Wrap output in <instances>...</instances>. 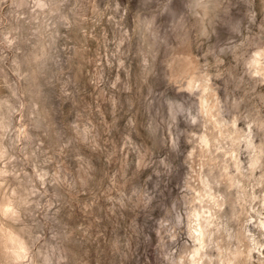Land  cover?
<instances>
[{"label":"rangeland","instance_id":"374dc122","mask_svg":"<svg viewBox=\"0 0 264 264\" xmlns=\"http://www.w3.org/2000/svg\"><path fill=\"white\" fill-rule=\"evenodd\" d=\"M262 221L264 0H0V264H259Z\"/></svg>","mask_w":264,"mask_h":264},{"label":"bare ground","instance_id":"6f19581e","mask_svg":"<svg viewBox=\"0 0 264 264\" xmlns=\"http://www.w3.org/2000/svg\"><path fill=\"white\" fill-rule=\"evenodd\" d=\"M206 142V141H205ZM211 190V189H210ZM209 190V191H210ZM208 195L213 199V201L216 203V204H220L218 201L219 200H217L216 199V197L214 196V193L213 194H211V191L208 193ZM207 195V196H208ZM210 199V198H209ZM211 199V200H212ZM211 204H212V202H211ZM212 205H214V204H212ZM211 205V206H212ZM219 206H221V205H219ZM215 207V206H214ZM215 208H217L218 209V207H215ZM213 209V208H212ZM219 209H220V207H219ZM209 210V209H208ZM212 212H213V210H212ZM209 215L205 218V220H203V221H200V216H199V221H197L196 222V224H197V226H198V228L196 229V232H197V234H195L194 233V235H193V237H195L196 238V240L195 241H198V244H197V246L195 247V250H194V254L196 255V258H199L198 256H200L201 254H205V252L204 253H201L200 254V249L202 248V247H204L203 246V244H204V242H205V238L209 235V232H210V230L208 229L209 227H210V221H211V218L213 217V216H215L214 214L212 215L210 212L208 213ZM199 215V214H198ZM217 217V216H216ZM216 217L214 218H212L213 219V222H215L214 220L216 219ZM219 217V216H218ZM197 219V220H198ZM201 220H202V218H201ZM195 224V225H196ZM212 224H214V223H212ZM261 225L264 227V221H262L261 222ZM209 226V227H208ZM216 226V225H215ZM219 225L217 224V227H218ZM196 227V226H195ZM194 227V228H195ZM213 228V227H212ZM215 229V228H214ZM218 229V228H217ZM216 229V230H217ZM212 231H214V230H212ZM216 232V231H215ZM212 233V232H211ZM213 234V233H212ZM212 234H210V237L212 238ZM212 235V236H211ZM210 238V239H211ZM209 239V236H208V241L210 240ZM213 239V238H212ZM251 239V238H250ZM254 239V238H253ZM211 241V240H210ZM251 241V240H250ZM253 241V240H252ZM250 245V244H249ZM248 247V246H247ZM203 249V248H202ZM245 249V248H244ZM219 250V249H218ZM222 252V251H221ZM222 255H223V252H222ZM264 255V254H263ZM201 256H203V255H201ZM225 256V255H224ZM251 252H250V250H248V248H247V250H245V251H241V250H239V249H236V251H235V253H233V257H228V255L226 256L227 258H222L223 256H221L220 258L222 259V260H224V263L222 262V264H234L235 262L237 263V262H239V261H244V260H249L250 258H251ZM261 256H262V254H261ZM204 257V256H203ZM203 257L201 258H199V259H202L203 260ZM194 260H195V257H194ZM221 261V260H220ZM193 262V261H192ZM210 263V262H209ZM208 263V264H209ZM221 263V262H220ZM194 264H199L198 263V260L196 259L195 261H194ZM259 264H264V257L262 258V259H259Z\"/></svg>","mask_w":264,"mask_h":264}]
</instances>
